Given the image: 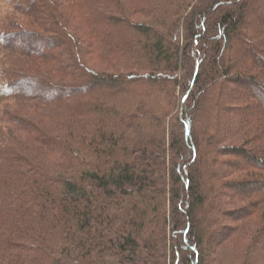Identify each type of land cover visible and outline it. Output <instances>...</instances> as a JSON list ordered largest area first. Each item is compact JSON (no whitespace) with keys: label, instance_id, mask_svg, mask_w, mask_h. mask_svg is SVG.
<instances>
[{"label":"trees","instance_id":"obj_1","mask_svg":"<svg viewBox=\"0 0 264 264\" xmlns=\"http://www.w3.org/2000/svg\"><path fill=\"white\" fill-rule=\"evenodd\" d=\"M61 4L0 0V264H256L264 0Z\"/></svg>","mask_w":264,"mask_h":264},{"label":"rangeland","instance_id":"obj_2","mask_svg":"<svg viewBox=\"0 0 264 264\" xmlns=\"http://www.w3.org/2000/svg\"><path fill=\"white\" fill-rule=\"evenodd\" d=\"M55 2L57 3V4H59V6L61 7L60 8V10L61 11H63V12H68V10L67 9H65V7H63L62 6V4H61V0H55ZM260 10H264V6H263V9H259V11ZM68 14H69V12H68ZM262 14V13H261ZM261 14H259L257 17H258V19H252V21H249V22H254V23H256V24H258V20L261 18V17H264V13L261 15ZM70 16H71V14H69ZM68 15V16H69ZM69 16V17H70ZM139 17H142V16H136V19L137 18H139ZM69 29H70V31L73 33V34H75V35H77V36H84V35H87V30H86V28L84 27V25L81 23V21L79 20V19H76V18H74V17H71L70 18V24H69ZM76 36V37H77ZM117 64V62H113V63H103V62H100V63H97L95 60H91L90 61V65L93 67V68H95V69H105V70H107V69H115L114 68V66ZM231 87V86H230ZM237 93L239 94V95H241V94H243V92H241L240 90L239 91H237ZM43 95H44V93H43ZM234 114H235V112L234 113H230V114H221V118H220V121H221V123H220V125H219V133L218 134H221V133H223V132H225V130L227 129V127H229L230 125H231V123H232V121H233V118H234ZM219 159H227V158H224V157H220ZM242 162V161H240L239 159H233V162ZM231 166V165H230ZM229 166H226V165H223L222 166V170L223 171H225V170H227V169H229L228 168ZM222 190H223V195H229V194H231V192H229V190H227L226 188H222ZM260 192V191H262L261 189H258L257 191H255V190H249L248 191V193L249 194H254L255 192ZM225 200V198L224 197H222V198H219V200H218V202H223ZM256 217V216H255ZM223 219L225 220L226 218L225 217H223ZM251 227V229H250V232L248 233V234H246V237H249V239H251V237H253L254 236V234H255V232L258 230V228H257V225L256 224H254L252 221H250V220H248V223H247V227ZM248 227V228H249ZM254 231H253V230ZM219 238H220V240H218V241H222L223 240V238L222 237H220L219 236ZM249 240L247 241V239L244 241H242L241 240V237H233L232 239H230L229 240V246H230V248H229V250L226 252V250L224 251V253L226 252V253H228V254H226V256H223V254H221V251H220V253L218 252V251H216V247L214 248V246H213V251H212V253H211V257L213 256V257H215L216 259H217V262L219 263V264H221V261H222V264H232V262H233V264H240L241 263V259L238 257V256H240L242 253H241V250H243V249H248V251L252 248H254V247H256V249H257V247H258V250L260 249V248H262L261 247V244H262V242H261V244L260 245H256L255 246V244L256 243H250V245H249ZM212 244L211 243H208L207 244V246H211ZM236 246H237V249L239 248V249H241L240 250V253L241 254H239V255H237V253H238V251L239 250H237L236 249ZM251 249V250H252ZM250 250V251H251ZM257 251V250H256ZM207 253V252H206ZM238 257V258H237ZM223 258H225L226 259V262L223 260ZM256 264H264V255L261 257V258H257V263Z\"/></svg>","mask_w":264,"mask_h":264}]
</instances>
